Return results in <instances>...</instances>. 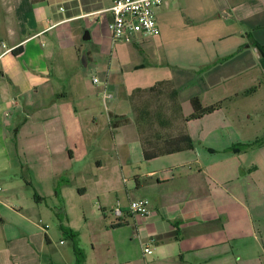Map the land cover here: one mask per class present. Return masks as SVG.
Here are the masks:
<instances>
[{
    "label": "crops",
    "instance_id": "crops-1",
    "mask_svg": "<svg viewBox=\"0 0 264 264\" xmlns=\"http://www.w3.org/2000/svg\"><path fill=\"white\" fill-rule=\"evenodd\" d=\"M111 3L0 0V176L22 175L0 193V264L75 263L71 240L50 249L51 227L27 213L22 186L34 191L29 208L48 194L61 199L65 163L85 158L93 143L104 147L107 136L120 174L133 182L125 193L109 189L115 203L100 205L114 217L106 230L116 264H264V141L230 149L264 136V0H171L155 10L159 34L131 41L111 39ZM88 70L103 75L90 80L95 88L85 85ZM161 81L176 89L183 116L194 96L203 105L228 101L191 119L197 126L186 122L192 148L145 160L130 97ZM95 163L102 166L98 156ZM47 174L48 193L35 189L31 176L45 175L47 185ZM139 198L149 201L147 214L129 210ZM85 254L83 264H92Z\"/></svg>",
    "mask_w": 264,
    "mask_h": 264
},
{
    "label": "rangeland",
    "instance_id": "rangeland-1",
    "mask_svg": "<svg viewBox=\"0 0 264 264\" xmlns=\"http://www.w3.org/2000/svg\"><path fill=\"white\" fill-rule=\"evenodd\" d=\"M134 48L135 50L140 49V47L137 45H134ZM100 58H102V56ZM103 58L106 60L109 58V55L105 54ZM172 71H174V69ZM102 76L103 75L100 73V71H86L85 77L88 79L87 83L85 84L86 87L95 88L96 84H92L90 80L93 77H97L98 79L102 80ZM66 79L67 78H64L63 81H66ZM129 81L130 80L128 79V82ZM162 91L163 92L160 94L155 95L150 94L148 91H136L134 94V102L138 104L139 107L149 106L150 110H152L151 120L153 123L156 122V119L153 117L156 110L160 111L165 117H174V115H172L173 112L171 110V102L169 100V96L166 93V89H162ZM193 92L194 90L191 87L182 90L179 99L180 102L183 103V107L185 104L184 101L188 99V95ZM238 100L233 102H240ZM114 101L115 99L111 98L108 100V104L110 105L114 103ZM121 103L125 104L126 111L130 112L131 109L129 107L130 105L128 100H123ZM186 104L189 110V100L186 102ZM197 122L198 120H190L188 124H195V126H197V124H200ZM132 126L133 124L130 127L133 128ZM191 126L193 127L194 125ZM130 127L126 126L127 129ZM154 128H156V126H154ZM106 142V148H104L105 146L103 147V142L100 145L99 143L98 145L93 143L91 146H89L88 155L85 156V158L75 159L70 163H65L63 167V176L57 181L59 184V196L61 199L54 197L53 193L48 194L45 197V201H43L41 204L33 205L32 208H29V199L32 197V193L34 191L31 190L27 185L22 186V194L23 196L25 195L24 198H26V202L24 204L27 208V213L32 209L31 215L34 222L38 223L39 225H44L47 223L51 227L49 232L53 237V241L51 243L50 249H68L71 245L68 236L61 234L60 232L59 225L62 223L78 232L79 247L89 255V261L92 262V264H95L97 259H105L104 262L106 264H116L115 256H117L118 253H115L116 247L114 244L112 243L110 245V233L106 230L109 221L114 220V217L108 208L105 209V213L102 212L100 205L108 206L115 203L116 198L114 197V193L108 194L107 191L109 189L118 188L120 192L122 191L125 193L126 188L131 186L133 187L131 178H129V176L126 174H123V176L120 174L119 166L117 165L118 157L114 152L113 143L111 142L110 136L106 137ZM97 156L102 161V166L100 167L95 163V157ZM18 159L19 158L17 157L16 161ZM21 177V174L13 175L10 171H7V173L0 176V193H7L11 183H21ZM122 177H125L126 180L123 181ZM42 179L43 181L38 182L36 176H31L30 181L33 182L35 189L46 192L48 185L49 188L51 185L50 177L47 174V185L45 175L42 176ZM112 182L113 185H111ZM79 187L85 189L84 194H78L77 189ZM124 196L126 198V194H124ZM12 203L13 205L15 204V202ZM54 206L59 207V214L54 212ZM82 211H84V214ZM104 215H106V218H104ZM61 220L63 222H61ZM118 264H145V261L128 259V261Z\"/></svg>",
    "mask_w": 264,
    "mask_h": 264
},
{
    "label": "trees",
    "instance_id": "trees-1",
    "mask_svg": "<svg viewBox=\"0 0 264 264\" xmlns=\"http://www.w3.org/2000/svg\"><path fill=\"white\" fill-rule=\"evenodd\" d=\"M162 89H166L171 102V110L174 115L173 118L165 117L160 111L156 110L154 113L153 123L152 110L149 106L139 107L134 102V94L130 97V104L135 113V122L139 132L141 143L142 155L145 160L152 159L162 154L172 153L183 149H190L193 147V141L186 131V122L191 119H198L205 114L214 112L227 104L228 100L218 101L210 105H203L199 97L194 96L190 101L192 111L189 115L183 116L181 106L178 100L177 91L169 81H161L158 84L151 86L147 90L150 94H160ZM256 87L246 89L243 94H250L255 91ZM126 121V120H125ZM119 121H114L113 126H117ZM156 126V128H154ZM264 141V136L256 138L255 140L247 143H236L230 146L231 150L237 151L238 149L253 147L261 145ZM103 211V210H102ZM119 224V223H117ZM60 229L64 235L73 242V250L75 254L74 264H83L86 254L79 247L78 232L71 227L60 225Z\"/></svg>",
    "mask_w": 264,
    "mask_h": 264
},
{
    "label": "built area",
    "instance_id": "built-area-1",
    "mask_svg": "<svg viewBox=\"0 0 264 264\" xmlns=\"http://www.w3.org/2000/svg\"><path fill=\"white\" fill-rule=\"evenodd\" d=\"M171 0H112L106 9L110 14L107 29L113 41H130L136 35L152 37L159 34V27L155 18L158 6ZM96 82L97 78H93ZM106 96H109V94ZM149 201L139 198L129 202V210L133 213L147 214ZM120 215L119 207L112 210ZM150 252L149 248H144Z\"/></svg>",
    "mask_w": 264,
    "mask_h": 264
}]
</instances>
